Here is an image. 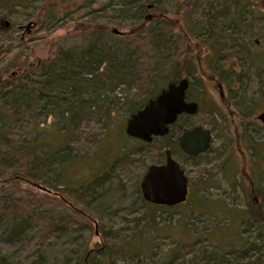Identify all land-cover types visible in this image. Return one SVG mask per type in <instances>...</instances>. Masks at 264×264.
Wrapping results in <instances>:
<instances>
[{
  "label": "rangeland",
  "instance_id": "rangeland-1",
  "mask_svg": "<svg viewBox=\"0 0 264 264\" xmlns=\"http://www.w3.org/2000/svg\"><path fill=\"white\" fill-rule=\"evenodd\" d=\"M214 1L162 0L156 8L144 11V15L153 16V24L162 11L167 15L176 12L178 19L172 28L184 36L179 40L181 44L186 43L181 50L191 56L188 69L194 68L195 95L201 105L190 120L206 127L215 125L209 152L197 164H186L191 202L167 209L170 207L148 206L138 196L141 178L150 164L158 162L160 145L164 143L156 140L144 146L140 153L135 151L139 143L129 136H120L121 126L124 132L130 115L124 102L141 104L152 97L145 95L149 87L145 79L134 81L131 86L120 84L114 92H106L98 100L105 104L120 98L114 110L108 117L100 112H84L73 131L75 122L71 118L69 131L61 126L58 103L41 101L33 110L14 113L8 109V103L0 101V175L26 171L31 156H36L42 182L35 190L0 188V264H84L85 260V264L92 260L91 264H225L221 254L228 258L227 264H264V230L256 226L247 230L248 222L243 214L253 198V204H264V148L260 147L258 162L252 163L244 140L245 128L241 130L234 102L239 101L246 107L259 98L264 63L257 76L247 63H242L241 55L234 52L222 63L224 67H232V87L238 86L233 80L239 75L244 88L234 90L237 97L231 104V112L226 110V102H220L210 78L211 62L216 58L210 60V44L194 35L201 31L209 13L208 4ZM239 1H244L241 3L244 5L230 6L227 17L233 13V18L240 11H245L247 19L264 14V0ZM108 2L0 0V91L11 78L46 63L61 50L84 47L89 29L107 28L112 34L108 35L109 41H114L115 33L111 31L114 28L127 31L135 21H119L116 12L97 11ZM196 4L197 11L188 14ZM227 17L217 24L229 25L232 18ZM29 21L35 27L27 34L18 26ZM262 24L253 22L245 41L238 40L233 50L243 46L245 53L248 50L254 53L257 48L264 52V38L259 34ZM225 41L226 45L230 44ZM225 55L223 50L217 56L224 58ZM152 66V59L144 55L140 57L138 72L146 77ZM164 76L161 88L172 79L173 72L165 70ZM261 87L264 91L263 84ZM214 100L217 109L212 110ZM252 106L250 115L256 124L254 131L248 127V132L264 142V123L256 120L264 110V100ZM229 165L231 172H226ZM101 175L106 181L82 202L95 216L91 223L78 211L60 203L54 191L46 186L77 188ZM248 177L255 181V193H251ZM152 218L159 224L158 231L150 222ZM175 219H181L180 224L187 222L188 230L183 231L177 224L171 226ZM16 223L24 228L19 235L11 231ZM215 224L220 226L213 229ZM156 233L161 237L152 239ZM209 236L213 244L206 239ZM95 242L103 245L104 255L98 256L94 251ZM89 248L93 250L88 252ZM243 250H246L245 260L236 257V254L242 256Z\"/></svg>",
  "mask_w": 264,
  "mask_h": 264
},
{
  "label": "trees",
  "instance_id": "trees-1",
  "mask_svg": "<svg viewBox=\"0 0 264 264\" xmlns=\"http://www.w3.org/2000/svg\"><path fill=\"white\" fill-rule=\"evenodd\" d=\"M147 1L152 3L154 8H156L162 0ZM219 1L209 2V13L205 17L204 25L200 28L201 31H196L194 34L196 38H202L204 39L202 40L203 42L205 41L210 44L212 50L210 60L216 58V61H219L217 57L225 48V39L235 46L238 40L245 41V35L253 29V22H264V14L259 15L258 18L247 19L245 11H240L235 17L233 15V18V13L227 17L230 6H237L244 1L223 0L221 3ZM0 5L2 6V4ZM241 5L243 6L244 4ZM197 8V4L192 5L188 14H193L197 11ZM108 10L113 13L116 12V15L119 16V21L130 19L135 21V23L127 27V31L121 32L122 35L114 34V41L108 40V35L112 34L109 33L110 31L107 28L89 29L91 31H89L88 39L84 47L79 50L75 48L63 49L52 59L46 61L47 64H38L22 75L7 81L4 89L0 91V101L8 103V109H12L14 113H21V111L26 113L33 110L34 106L41 101H44L46 104L51 102L58 103L57 106H60V109L57 108L59 111L58 118L62 119L61 126H65L67 131H69V126L72 124L70 122L71 118L75 122V127L72 126L73 131L82 118L83 113L86 111L90 113L91 111L104 113L108 117L120 98L114 101L110 100L105 104L100 103L98 99L105 97L106 92H114L120 84L131 86L134 81H139V79L143 81L145 79L149 83L145 95H152L153 97L161 90L160 83L164 81L165 70H171L173 72L172 79L176 76L186 74L189 70L188 66L191 62V56L184 55L183 48L181 50V47L186 44L184 42L181 44L179 41L180 38H184L183 34L172 28L175 20L178 19L176 12L167 15V12L162 11V14L158 17V21L153 24L154 19H146L144 17V11L146 10L144 0H109L104 6V11L107 12ZM165 15L166 17H164ZM226 17L232 18V20L228 19V21H231L229 25L217 24ZM259 34L264 38V24H262ZM240 47L237 48V54L241 55L240 59L243 61V64L247 63L250 67L253 64L263 65L264 52L262 49L257 50V48L254 50V53L248 50L245 53L243 46ZM144 55L149 56L153 61V66L148 71L146 77L141 72H138L137 68L140 57ZM214 68L213 66L210 69L214 70ZM235 79L238 81V84L242 85V78L239 75H236ZM146 101H141V104L132 101L124 103L126 109L131 114L137 109H140ZM64 104H67V106ZM43 106L45 107V105ZM174 127L175 125L172 126V131ZM122 130L123 127L121 126L120 136L121 134L128 136L125 129L124 132ZM130 139L140 144L136 146L137 148L135 150L140 153L143 151L144 146L151 144L132 137ZM4 157L6 158V156ZM30 159L29 168L26 171L8 172L5 175H0V188L2 189L5 186L26 188L28 190L39 188L40 184H42L39 181L41 176L38 173L39 169L37 167L39 158L31 156ZM103 181H106V178L101 175L90 183L81 184L77 188L70 187L69 185L67 188L54 187L51 184L46 186L54 191L53 194L60 203L78 211L91 223L95 220V216L82 202L85 201L88 195H92ZM137 192L144 204L167 208V206L154 205L145 201L141 195L140 187H137ZM185 203L187 202L177 205H184ZM167 209H171V207ZM243 214L248 222L247 230L252 226L264 230L263 203L255 205L252 202H248ZM150 222L158 231L159 224L155 221V218H152ZM180 222L181 219L179 221L175 219L174 222H171V226L177 224L182 227L183 231L185 228L188 230L189 225L186 224L187 222L181 223L182 225ZM219 226V224H215V228L213 227V229ZM23 230L24 228L22 229L20 223L12 225L11 228L12 234L15 233L14 235H19ZM160 237L161 235L156 233L152 239H159ZM206 239L210 241L211 237H206ZM210 243L213 244L211 241ZM92 246L96 247L94 251L98 256L104 255L102 244L95 242ZM92 250L93 248H89L88 252ZM240 253L242 256L236 254V257H241V259L245 260L246 250ZM226 254H229V251L226 250ZM221 256L223 257V261L226 262L223 263L227 264L228 258H225L224 254H221Z\"/></svg>",
  "mask_w": 264,
  "mask_h": 264
},
{
  "label": "water",
  "instance_id": "water-1",
  "mask_svg": "<svg viewBox=\"0 0 264 264\" xmlns=\"http://www.w3.org/2000/svg\"><path fill=\"white\" fill-rule=\"evenodd\" d=\"M8 25V22H6ZM34 22L27 23V27ZM114 33H120L113 29ZM187 80L171 82L153 98H150L140 109L132 113L126 121L125 132L128 136L144 142L153 137L163 136L168 131L178 114L185 111L194 113L196 103L184 102ZM259 119L264 122V112ZM211 134L208 129L195 127L185 131L180 138L181 147L190 155H197L209 148ZM165 164H151L147 167L140 181L142 197L155 205L175 206L186 199L187 179L178 163L166 151Z\"/></svg>",
  "mask_w": 264,
  "mask_h": 264
},
{
  "label": "flooded vegetation",
  "instance_id": "flooded-vegetation-1",
  "mask_svg": "<svg viewBox=\"0 0 264 264\" xmlns=\"http://www.w3.org/2000/svg\"><path fill=\"white\" fill-rule=\"evenodd\" d=\"M104 6L105 4L102 5L101 9L97 10L98 12L100 11H104ZM154 9V5L152 3H147L146 4V11L147 10H152ZM94 12V11H93ZM107 13H111L109 10L107 11ZM144 17L146 19H153V16L148 14V15H144ZM8 21H5V24L6 26H9V22H8V25L7 23ZM30 22V21H29ZM35 24V23H34ZM35 27V25H31L29 27H27L26 25H20L18 26L19 29H22L25 31V33L29 34L31 31H32V28ZM115 29V28H114ZM113 32V30H112ZM120 33H115V34H118V35H122L121 31H119ZM114 33V32H113ZM230 44H227L226 47L223 49L225 50L226 52V55L224 56V58H220L218 57L217 59H219V61H212L211 62V68L214 66V70H213V74L212 76H210L211 80L214 82V86H215V89L217 90V93H218V97L220 99V102H226L225 104V108L226 110H230L231 109V104L234 100V98L237 97V95L235 94L234 96V90H237V89H244L242 85L238 84V81L236 80H233V81H236L237 82V87L236 88H233L232 87V67L231 66H225L222 64L224 61L227 62V60L230 59V57L232 56L233 52L237 54V50H233L234 46L231 44V42H229ZM236 46V45H235ZM206 50H207V47H206ZM232 51V52H231ZM230 56V57H229ZM252 70H253V73L257 76L259 71L263 68L262 66H259L258 64H253V66L251 67ZM195 71H194V68L192 70H188L186 72V74L184 75H179V76H176L174 79H171L167 82L166 86L171 83V82H174V83H178L181 79H186L187 80V88L185 90V94H184V102L186 104L188 103H196L197 105V110L194 112V113H188V112H181L180 114H178L176 120L168 125V131L165 135L163 136H158V137H153V139L150 141V142H146V143H152L154 139L156 140H161L163 141L164 143H162L160 145V158L158 160V162L156 163H153V164H165L166 163V151L168 150L170 152V156L173 160H175L179 167L183 170L184 172V175L186 176V179H187V193H186V199L185 201L183 202H191L192 198L191 197V182H190V179H189V176L187 174V168H186V164L189 163L190 166L192 165H195L199 162V158L206 154L207 152H209V150L211 149V145H212V141H213V138H214V129H215V125L213 124V126H210V127H206L204 125H201L200 123H194V122H191V118H193L201 109V105H200V102L198 101L199 99H197L196 95H195V85H196V79H195ZM263 84L264 86V77L262 78V82L260 84V88H258V96L259 98H256L254 99V101L252 102V105L254 104H258L260 103L261 104V101L264 100V91H263V87H261V85ZM166 86H164L163 88H165ZM161 88V89H163ZM160 92V91H159ZM158 92V93H159ZM157 95V94H156ZM155 95V96H156ZM153 96V97H155ZM153 97H149L147 99V101L150 99V98H153ZM146 101V102H147ZM145 102V103H146ZM235 110H236V114L237 116L239 117V124L241 126V130H244V140H245V144L247 145V149L249 150V153H250V157H251V160H252V163H256L258 162V157H260V147H261V150H263L264 148V142L263 141H260L259 139H255L256 137L253 136L250 132H248V127H250L252 129V131H254V128L253 125H255L256 123L253 121V119H251V111H252V105L250 106H241L239 101H235ZM144 103V104H145ZM143 104V105H144ZM142 105V106H143ZM213 105L214 107H212L211 109L212 110H215L217 109L215 107V100L213 102ZM141 106V107H142ZM257 106V105H256ZM138 110V109H137ZM231 112V110H230ZM264 112V110H262L257 116H256V120H259L261 121V123H264L262 120L259 119V116L260 114H262ZM134 113V112H133ZM206 113H210L209 111ZM132 114V113H131ZM130 114V115H131ZM129 115V116H130ZM129 118V117H128ZM127 118V119H128ZM227 120V119H226ZM255 120V121H256ZM127 121V120H126ZM175 125V127L173 128V131H172V126ZM202 127V128H205V129H208L210 131V134H211V140H210V144H209V148L204 151V152H200L198 153L197 155H190L188 154L187 152H185L183 150V148L181 147V143H180V138L181 136L183 135V133L185 131H189V130H192L194 129L195 127ZM263 135V133H262ZM261 134L259 136H262ZM243 136V137H244ZM264 137V135H263ZM135 139V138H134ZM139 140V139H137ZM155 140V141H156ZM141 141V140H140ZM143 142V141H142ZM204 164H206L205 161H202ZM210 164V162H208ZM207 163V164H208ZM231 164V163H230ZM151 165V164H150ZM226 167V166H225ZM147 170V169H146ZM229 170L230 171V165L229 167L226 169V172ZM146 172V171H145ZM145 174V173H144ZM143 174V175H144ZM143 177V176H142ZM142 179V178H141ZM247 179H249V186H250V190H251V193H255V181L252 180L250 177H248ZM140 187V185H139ZM231 188V186H230ZM257 188V187H256ZM141 191V190H140ZM142 195V193H141ZM255 201V198H253V200H251V202ZM148 202V201H147ZM182 202V203H183ZM150 203V202H149ZM152 204V203H151Z\"/></svg>",
  "mask_w": 264,
  "mask_h": 264
},
{
  "label": "bare ground",
  "instance_id": "bare-ground-1",
  "mask_svg": "<svg viewBox=\"0 0 264 264\" xmlns=\"http://www.w3.org/2000/svg\"><path fill=\"white\" fill-rule=\"evenodd\" d=\"M133 138V137H132ZM142 141V140H141ZM144 142V141H143ZM155 205V204H154ZM161 206H164V205H161ZM169 207H172V206H169Z\"/></svg>",
  "mask_w": 264,
  "mask_h": 264
}]
</instances>
